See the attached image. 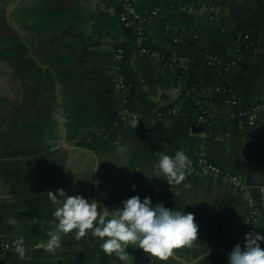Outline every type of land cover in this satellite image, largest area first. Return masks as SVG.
Returning a JSON list of instances; mask_svg holds the SVG:
<instances>
[{
  "label": "crops",
  "instance_id": "1",
  "mask_svg": "<svg viewBox=\"0 0 264 264\" xmlns=\"http://www.w3.org/2000/svg\"><path fill=\"white\" fill-rule=\"evenodd\" d=\"M130 2L134 37L120 20L124 0H0V236L11 243L10 264H125L91 235L66 234L54 252L37 246L55 229L47 191L60 187L110 207L139 194L194 213L199 228L191 246L167 260L129 249L127 264H228L233 245L244 242V216L253 206L260 210L254 230L264 233V113L241 122L232 103L264 99V0ZM154 10L138 35L137 19ZM245 33L256 42L238 53L237 38ZM144 40L173 64L143 53ZM124 43L132 44L135 126L123 116L126 94L118 81L116 49ZM208 52L218 64L207 63ZM236 57L239 64L225 71ZM191 81L201 85L210 124L198 119L185 90ZM178 149L189 158L205 152L238 173L246 189L199 171L169 185L153 165L159 151ZM10 217L18 223L8 224ZM19 236L24 258L12 244Z\"/></svg>",
  "mask_w": 264,
  "mask_h": 264
},
{
  "label": "clouds",
  "instance_id": "2",
  "mask_svg": "<svg viewBox=\"0 0 264 264\" xmlns=\"http://www.w3.org/2000/svg\"><path fill=\"white\" fill-rule=\"evenodd\" d=\"M136 123L133 120L130 126ZM191 163L184 149H178L174 155L163 150L158 152L153 171L163 174L169 185H179L191 171ZM147 177L156 176L148 174ZM77 180L74 174V182ZM91 182L99 185V181ZM47 196L54 206L52 217L55 229L47 234L46 242L37 245L46 251L54 252L60 248L66 234L73 235L77 240L91 235L98 239L101 251L109 256L115 254L127 264L129 249L142 250L147 258L167 260L175 249L191 246L197 240L199 225L194 213L185 211L184 207L172 208L166 207L164 202L154 203L148 195L129 196L115 207L81 193L69 194L63 187L48 190ZM6 222L11 225L18 223L12 217ZM262 243L264 233L255 230L245 233L243 244L235 243L227 254L228 264H264ZM12 244L19 257L24 258L26 247L23 236L14 239Z\"/></svg>",
  "mask_w": 264,
  "mask_h": 264
},
{
  "label": "built area",
  "instance_id": "3",
  "mask_svg": "<svg viewBox=\"0 0 264 264\" xmlns=\"http://www.w3.org/2000/svg\"><path fill=\"white\" fill-rule=\"evenodd\" d=\"M125 8L120 12V20L123 22L124 26H132V21L129 18V12L128 9H131L132 4L130 0H124ZM158 13L157 10L152 11L151 14L146 16H141L138 20V26H137V33L138 35H142L143 33V26L141 25L143 22L148 20L149 18L153 17ZM139 40L140 37L138 38ZM237 52L241 53L244 49L252 46L254 42L252 41V37L249 35V33H245L243 35L238 36L237 38ZM141 51L155 59L163 60V55L159 50H151L145 46L141 47ZM206 61L209 65H216L219 63V58L216 54L208 52L206 53ZM125 58V52L123 47L119 46L116 49V60L118 62V69L119 65L122 62V60ZM174 63H176V60H174ZM239 64V59L236 57L234 58L229 64L225 65L224 70L228 71L232 66H237ZM118 81L120 84V87L123 89L124 94H126V86H125V80L124 77L119 73ZM184 83L183 76L180 75L178 77V85L181 86ZM224 90L228 92H233V87H227ZM126 103V100H125ZM232 103L234 106H236V116L241 122H249L253 123L256 121L259 114L264 113V99H261L249 106L246 107H239L238 106V100L236 98L232 99ZM199 109V116L198 119L204 123V124H210V118L208 115L207 109L199 103L198 106ZM176 113L175 109L170 110V114ZM159 115H163L162 112L159 113ZM129 119V122L131 123L133 120L138 123L139 117L138 114L134 110H130L129 107L126 105L124 106V115ZM136 123V124H137ZM191 171L188 174H191L193 171H199L210 175H218L222 176L230 181V183L238 190H245L246 184L242 180V177L233 171L224 169L221 165L216 163L214 160H212L208 155H206L205 152L198 153L195 157H191ZM180 185V184H179ZM178 186V185H173ZM261 191L264 192V187L261 188ZM260 218V210L259 208L253 206L248 209V211L245 213L244 216V225H243V234L245 236V233L254 230V227L258 223ZM11 251V243L10 241L0 236V264H10L9 262V254Z\"/></svg>",
  "mask_w": 264,
  "mask_h": 264
},
{
  "label": "trees",
  "instance_id": "4",
  "mask_svg": "<svg viewBox=\"0 0 264 264\" xmlns=\"http://www.w3.org/2000/svg\"><path fill=\"white\" fill-rule=\"evenodd\" d=\"M124 33L128 37H134L135 36L134 27L133 26H128V27L124 26ZM249 35L252 37V41L255 43L256 42L255 36H252L250 33H249ZM131 45H132L131 43H124L121 46L124 49L125 58L122 60V62L119 65V73L124 77V80H125L126 105L129 107L130 110H134V89L131 87V80L129 79V76H128V63H127L128 62L127 57H128L129 52L132 48ZM143 45L146 46L147 48L151 49V50H159V49H155V47H153V46H149L145 40L143 41ZM159 51L162 53L163 62L166 65L173 64V59L169 56L168 53H166L165 51H161V50H159ZM179 75H182L184 77V72L180 71ZM200 89H201V85H199L198 83L193 84L192 81L189 82L185 88L186 91L187 90L189 91L191 100L197 106H199V103H201V99H202V97H200V91H199Z\"/></svg>",
  "mask_w": 264,
  "mask_h": 264
}]
</instances>
